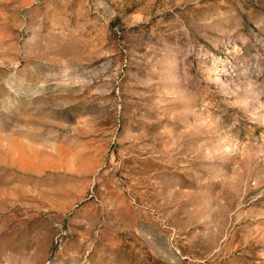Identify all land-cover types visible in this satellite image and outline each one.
<instances>
[{
  "label": "rangeland",
  "instance_id": "rangeland-1",
  "mask_svg": "<svg viewBox=\"0 0 264 264\" xmlns=\"http://www.w3.org/2000/svg\"><path fill=\"white\" fill-rule=\"evenodd\" d=\"M0 264H264V0H0Z\"/></svg>",
  "mask_w": 264,
  "mask_h": 264
}]
</instances>
